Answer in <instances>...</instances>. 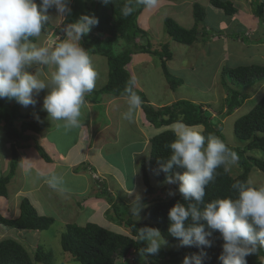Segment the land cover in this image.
Listing matches in <instances>:
<instances>
[{"label": "trees", "instance_id": "obj_1", "mask_svg": "<svg viewBox=\"0 0 264 264\" xmlns=\"http://www.w3.org/2000/svg\"><path fill=\"white\" fill-rule=\"evenodd\" d=\"M210 2L215 8L223 10L227 16L231 17L237 12L231 1L211 0ZM126 4L134 9L128 16H124L121 11ZM252 4H254L253 1ZM69 6L72 11L67 16L66 24L74 22L82 14H94L98 18L99 24L93 27L88 35L83 38L82 46L87 50L89 56L105 57L109 68L106 85L99 90L86 94L85 102L90 100L91 103H98L99 98L104 95L127 97L125 89L130 81H134V91L143 101L141 108L146 123L155 129H161L172 126L174 122L182 118L183 123L187 125H202L203 134L206 137L209 134L218 137L238 157L237 167L235 166L233 170L229 168V165H222L216 170L214 181L210 182L205 189V202L217 198H236L237 192L232 188V185L237 181L256 186L250 183V175L253 169H258L264 173V94L251 111L237 119L234 126L237 145L230 144L223 133V124L214 123L212 114L204 109L202 104L183 99L166 106L155 107L144 91L136 87V81L127 67L132 62L134 55L138 54H150L160 59L164 77L173 91L184 83L181 78L173 75L168 68V62L173 59V53L169 46L165 45L160 49H154L149 40L148 32L139 25V19L146 9L143 5H137L135 0H112V3L107 5L102 0H70ZM193 12L195 24L191 28L183 27L171 18L164 20L165 31L173 41L192 46L198 40L200 33L207 31L205 27L206 8L200 3H195ZM254 13L260 22L263 21L264 3L256 5ZM201 26L203 31H201ZM44 31L45 33L48 32L47 29ZM29 40L35 41L34 37L29 38ZM228 77L235 84L241 85L264 82V66L242 65L236 68L223 69L222 85L227 89L228 94L220 112L222 118L231 116L246 103L245 101L251 98V96L240 91L231 90ZM224 108L225 111L223 112ZM37 116L39 120H37ZM46 118L47 113L45 111L40 114L23 115L15 100L0 99V129L13 142L9 172L0 177V197H8V186L15 178L20 163L18 150L31 147L30 141L33 142V147L37 149L46 162H52L51 157L39 141L25 134L27 131L35 134L41 133L43 129L49 126V123L45 122ZM19 124L20 126H18ZM174 139L173 129H166L157 133L150 139L149 157L142 159L141 170L146 186V196L141 199L143 207L140 215L143 216V220L137 221L131 215L135 202L129 205L122 198H118L116 202H112L113 205L106 212V217L109 221L123 226L129 233H116L93 223L84 226L67 224L65 232L60 235L63 257H68L65 256L67 254L69 258H73L75 263L80 264H122L124 259L131 257L141 264H182L185 255L198 251L194 247H180L179 241L168 235L167 231L169 209L177 201H184L180 193L171 196L168 194L169 191L175 193L177 185L165 184L163 182L164 174L157 175L156 169L158 159L166 160L169 158L170 150L167 145ZM226 168L227 170H225ZM176 171L182 170L176 169ZM153 179L163 184L161 189L152 185ZM105 184L102 180L97 181L99 198L111 196V194H107L109 191ZM54 222L52 217L40 215L27 197L21 200L18 218H6L0 214V225L20 231L43 232L48 230ZM144 226L158 228L167 240V244L173 246L161 248L158 254L145 257L140 249L146 245L136 239L138 229ZM211 239L213 241L212 247L204 249L207 253L204 264H219L217 257L222 251L223 240L218 232H213ZM246 261L247 264H264V248H259L256 253L248 255ZM55 263L58 264L60 261H57L54 251L46 250L40 245L37 246L32 255L26 246L17 240L4 239L0 241V264ZM61 264L65 263L62 262Z\"/></svg>", "mask_w": 264, "mask_h": 264}, {"label": "clouds", "instance_id": "obj_2", "mask_svg": "<svg viewBox=\"0 0 264 264\" xmlns=\"http://www.w3.org/2000/svg\"><path fill=\"white\" fill-rule=\"evenodd\" d=\"M102 2L107 5L112 0ZM135 2L146 9L158 4V0ZM69 5L70 0H39V3L37 0H0V99L15 100L24 107L35 106L37 97L46 90L42 110L49 120L63 122L66 130L80 126L85 95L96 86L98 73L80 42L99 20L94 14L80 15L65 25L66 39L51 48L38 46L29 38L41 35L49 23L50 9H55L57 17L63 20L71 14ZM133 10L126 4L121 11L128 16ZM34 65L39 67L28 71ZM49 65H55V71L50 77L41 78L43 66ZM134 84L130 81L125 89L128 109L122 118L129 122L143 103L134 91ZM172 129L175 139L167 145L170 156L157 160L156 174H164L165 184L177 185L184 201H177L168 211V235L178 240L180 247L198 249L185 255L182 264H204L207 256L204 249L212 247L213 232H218L223 240L217 257L219 264H247L248 255L264 248V186L237 181L232 185L236 198L205 202V189L214 181L216 170L236 163L238 157L218 137L212 134L206 137L202 125H187L181 118L174 122ZM45 182L50 188L60 190L63 177L51 174L45 177ZM168 194L175 195L172 191ZM142 207L137 197L131 210L135 220L139 219ZM136 239L146 245L140 249L145 257L158 254L167 244L160 230L151 226L139 228Z\"/></svg>", "mask_w": 264, "mask_h": 264}, {"label": "crops", "instance_id": "obj_3", "mask_svg": "<svg viewBox=\"0 0 264 264\" xmlns=\"http://www.w3.org/2000/svg\"><path fill=\"white\" fill-rule=\"evenodd\" d=\"M210 1L211 0H206V3H200V1L198 2L197 0L195 3H200L201 5L208 7V5L211 4ZM222 1L233 2V4L237 9V12L235 13V15L230 17L225 15L223 10L217 9L214 6H212V4L211 6L213 8H210L211 10L206 9L207 17L205 21V27L207 31L205 33L203 32L200 33L198 40L195 42L197 43L199 41L200 43L198 45L205 47L204 49H206L205 52L206 55L209 54V51L215 48H220L221 51L224 53L227 52L226 50L228 49V44L231 38H234L236 42H240V41L243 42L245 38L250 39L251 37V39L257 40V44L264 45V28H263L264 14H263V21L260 22L259 18L256 17L253 8L251 7L252 4L251 0H242L244 4L237 3L239 0H222ZM195 3H192L193 7ZM262 3H264V0H262ZM155 8L145 9L140 17L141 20L139 19V21H143L145 17L147 18L152 16L156 12ZM52 11L55 12V10H49L50 13ZM55 15H56L55 22L57 26L53 29L51 25L50 26L48 25L47 28L48 32L46 33L47 34L46 36L48 37L43 38L44 43H46L47 38L53 39L56 33H58V36L57 35L56 36L59 37V34L62 33V28H64V25L66 24L65 22L67 16L63 20H61L59 17H57L56 12ZM148 21L149 19H147V25L144 22V24L147 26V29L149 28ZM187 21L191 23L190 26L193 27V25L195 24L193 10L191 11L190 16H188V19L184 22ZM180 25L186 28H191L190 26H185L184 24H180ZM262 28H263V34L261 36H258L257 38L256 34L259 33V31ZM201 31H203L202 26H201ZM246 33L247 34L249 33V35H246ZM208 42L212 43V45L209 44ZM92 57L95 58L102 56L99 55L90 56V58ZM154 57L155 56L150 54H138V56L135 55L133 57L132 62L127 67V69L134 74L133 78L136 81V87L144 92H146L145 86H148L147 81L152 71L150 65L153 63ZM102 58L106 59L105 57ZM223 61L224 59H221L219 61L218 69H220V67L222 66ZM228 62H230V60H228ZM107 64L108 63L106 62L105 65L104 64L102 65V68L104 66L103 70L101 66H99L98 64L96 65L93 64L95 70L96 69L100 70L97 71L98 76H97L96 86L93 91L99 90L106 85L108 81V76L106 74H109V70H107ZM159 65L161 66L160 59H159ZM99 67L101 69H99ZM224 68L226 67H223L222 71ZM49 70L50 69L47 66H45L41 76L43 78L50 77L51 74L55 71V67H53L51 73H49ZM145 70H148L149 73ZM28 71L32 72V68H29ZM172 74L174 75V73ZM140 76L143 77L140 78ZM45 94L46 92L44 93L41 92V95H45ZM38 102H40V99H38ZM150 102L153 103V101ZM173 102H176V99L174 100L170 99L169 101H167V103H161V101L154 102L157 105H155L154 103L153 105L155 107H162L172 104ZM40 103L42 104L43 101ZM18 105L20 112L23 115H28V114L34 115L44 112L42 110V107L39 111H33L32 108L29 106L24 107L19 103ZM96 106L104 107L105 114L107 116V119L109 120V122L103 126V129L102 126H100L99 122L96 121L98 116L96 110H94L95 109L94 107ZM127 109H128L127 97H111L108 95H104L101 98H99L98 103H91L90 100H87L81 109L82 115L80 117V126L76 127L75 129L73 128L75 130L74 134L76 139L73 141L70 140V136H69L70 130H66L63 127V122L52 121L49 120L48 118L45 119V122L49 123V126L43 129L41 133L35 134L31 131L25 132L26 135L32 136L33 138L39 141V143L46 149L47 153L51 157L52 162H46L45 160H43V158L40 156L38 151L35 148H33L32 141L29 142L31 143V145L29 144L31 147L22 148L18 150V154L20 157V161H19L20 166L19 169H17L18 171L16 172L18 173L16 174L19 175L20 179L15 182L14 200L12 201V199H9V196L7 198L0 197V201H2L3 206H5V208L6 207L9 208V212H10L9 214L11 217L9 216L8 217L9 218L13 217V219H16L20 216L21 200L22 198L27 197L30 199L31 203L36 208L38 213L42 216L52 217V214L44 213L45 207L47 206H51L53 208L59 207L60 216H62V214H65V216L69 215V218H66V221L67 219H75L73 223H68V224L79 223V220L78 218L76 219V216L78 214V217L81 218V216L84 213L87 216V218L83 219V221L80 220L81 226H84L88 223H93V224L98 223L97 225L101 224L102 226L101 225L99 226L104 227L103 224H105L106 220L108 219L107 218L104 219L102 215L106 214L108 209L105 208L106 204L104 203V201H106V196H104L103 198L102 197L99 198V193L97 191V181L98 180L104 181L108 189L107 181L109 180L111 184H113L112 180L113 181L117 180L114 173L115 174L119 173L122 181L126 182L128 185V182L126 181V179L128 178L126 171L123 170L122 167H120V165L117 166L114 163L110 162L107 156L109 151H107V153L105 151L106 150L105 148L108 145H111V147H115L119 142L120 138L122 137L121 132L123 130V126L127 124V120L122 118V114L126 112ZM139 116L141 117L144 116L141 106L135 111L133 125L136 130L135 140L138 144L140 142L142 148L140 147L141 149L139 150L138 147L137 149L133 150L131 152V155L136 163L137 178L139 179L140 176L143 179V173L141 170L142 159L146 155L147 147H150L148 145V142H150V139L156 134H154L149 140L147 139L145 133L139 127L138 124ZM18 126H20V124ZM3 136H6V134L3 132L2 129H0V141ZM121 155L122 154H120V156ZM137 162H139L140 165ZM137 165L139 166L138 168H140V172L137 168ZM123 168H127V167H123ZM8 169L9 167L6 168V170ZM127 170H128L127 171L128 174L130 175L129 182H131V186L130 188H128L124 185L123 187L124 191L122 192H124V194H131L134 191L133 182L135 180L133 176V172H134L133 165L131 164L130 168H127ZM90 172L91 173L95 172L94 173L95 175H100V176L98 177L96 176V178L94 179L90 175ZM51 174L62 175L63 184L60 186V190H54L50 188L48 184L45 182V177ZM138 179L136 180V182L138 181ZM22 180L24 181L29 180L31 182V185L28 189L24 187ZM13 181L15 180H12L10 184H12ZM114 187H116V185H114ZM118 189L121 192L122 189L120 188ZM145 191H146V186H145ZM107 194L110 195L109 192ZM113 195L116 198H118L116 195L119 194L116 195L113 194ZM76 200H79L81 202H78L77 204ZM133 202L131 203L126 202V203L130 205ZM61 219L62 221H64V217H62ZM141 220H143V218H141ZM107 224L115 228V229L110 228L111 231L120 234H128L124 230H122L120 226H115L109 222H107ZM17 231L19 233L21 232L20 237L23 236L24 240L27 239L30 245L33 244L31 238H29L26 234H24V231H20V230ZM34 244H36V242Z\"/></svg>", "mask_w": 264, "mask_h": 264}, {"label": "rangeland", "instance_id": "obj_4", "mask_svg": "<svg viewBox=\"0 0 264 264\" xmlns=\"http://www.w3.org/2000/svg\"><path fill=\"white\" fill-rule=\"evenodd\" d=\"M196 1L197 0H158V4H157L158 6H156L157 8H155L156 12L150 17H147V18L145 17L143 21H139V25L141 26V28H144L145 30H147L149 40L154 49H160L162 46H165V45L169 46L170 51L173 53V59L171 60V62L167 64L168 68L171 73H174V75L181 78L184 82L183 85L177 88V90L173 91L172 89H170L164 77L163 70L161 66L159 65V58L154 57L153 58L154 61L150 65V67L152 68V71L147 81L148 86H145L146 92L144 93L147 95L150 101H153V103L158 102V101H161V103H167V101H169L170 99H173V100L176 99V101L184 99V100H189V101H192L198 104L199 103L202 104L204 106V109L208 110L212 114V120L214 123L223 124V133L227 139V142L233 145H237L235 143V141L237 142V140L234 134L235 123L237 119H239L240 117L244 116L249 111H251L254 105L258 102L259 98L264 94V82H253L250 85H241L238 83L235 84L233 81L230 80V77H228V83H229V87L231 88V90L240 91L243 94H247L251 96V98L245 101L246 103L241 108L237 109L231 116L222 118L220 112L223 108V105L225 104V100L228 94L227 89H225V87L222 85V82H223L222 68L223 67L234 68L239 65H245V64L264 66V45L257 44V40L251 39V37L250 39L245 38L243 42L241 41L236 42L234 38H231L228 44V49L226 50L227 52L224 53L221 51L220 48H215L209 51V54L206 55L205 53L206 49H204L205 47L198 45L200 43L199 41L193 44L192 46L182 45V44H179L173 41L167 35L165 31L164 20L167 17V18H171L175 20L179 24L190 26L191 23H189L188 21L187 22H184V21L188 19V16H190L191 11L194 8L192 6V3H195ZM199 1L200 3H206V0H198V2ZM252 1L254 2V4H251V7L253 8L255 12L256 5L261 4L262 0H251V3ZM37 2L39 3V0H37ZM237 3L244 4L242 0H239ZM205 8L207 10H211L210 8H213V7L211 6V4H209L208 7H205ZM50 10H55V9H50ZM157 10H158V13H157ZM49 16H50V20H49L48 25L49 26L51 25L54 29L57 26L55 22V17H56L55 12L54 11H52L51 13L49 12ZM147 19H149L148 29L146 26ZM144 22L146 25L144 24ZM48 25H46L44 29H47ZM263 28L259 31V33L256 34L257 38L258 36H261L263 34ZM44 29L42 30L41 35L39 37H34L35 41L32 43H35L38 46H48L51 48V47L56 46L58 43L62 42L64 39H66V34L63 31L64 28H62V33L59 34V37H57L58 33H56L57 36L55 35L53 39L47 38L46 43H44L43 38L48 37L46 36L47 34L45 33ZM246 35H249V33L248 34L246 33ZM80 43L82 44V41ZM208 43L212 45V43L210 42ZM221 59H224V61L220 69H218V64ZM91 60H92V64H95V65L98 64L99 66H101V68H102V65L103 64L105 65L107 62L106 59L102 57H95V58L92 57ZM228 60H230V62H228ZM37 67L39 66L34 65L32 68V72L35 71ZM47 67L50 69L49 73H51L55 65H49ZM101 68L99 67V69ZM107 70H109L108 64H107ZM96 71H100V70L96 69ZM145 71L148 72V70H145ZM130 73L132 74V76H134V74L131 71ZM106 75L108 76V74ZM141 77L143 76H140V78ZM41 78L43 77L41 76ZM44 92H46V90L42 91V93ZM43 97L44 95H41L40 93L39 97H37V100L40 99V102H42ZM40 102H37L35 106H29V107H31L33 111H39L42 107V104ZM94 108H95L94 110H96V113L98 114L96 121L99 122L100 126H102V129H103V126L109 122L105 114V109L103 106L102 107L96 106ZM224 111H225V108L223 112ZM143 117L139 116L138 124H139L140 129L145 133L148 140L154 134H157L166 129H172V126L168 128L163 127L161 129H154L152 126H149L148 123H146ZM133 120L131 122L127 121V124L123 126V130L121 132L122 137L120 138L117 145L115 147H111V145H108L105 148L106 153L107 151H109L107 154L109 161L114 163L117 166L120 165V167H122V169L126 171L127 177H128L126 179V181L128 182V185L126 182L122 181L119 173H116V174L114 173V175L116 176L119 182L117 180H114V181L112 180L113 184L116 185V187H114V185L111 184L109 180L107 181L108 190L111 196L109 198L108 196H106V201H104V203L106 204L105 205L106 209L111 208V206L113 205L112 202H116L118 198H122L125 202L131 203L135 201L137 197H139L141 200L146 196L145 184L143 182V179L140 176H139V179L137 178L136 163L131 155V152L133 150L137 149L138 147H139V150L142 148V145L140 144V142L138 144L135 140L136 130L133 125ZM74 129L70 130L69 132L71 141L76 140ZM12 144L13 142L9 140V138L6 136H3L0 141V177L3 175H7V173L9 172V169L6 170V168L7 167L10 168L9 165L12 160V154H11ZM148 145L150 146V142H148ZM256 153L259 154L258 152ZM120 154L122 155L120 156ZM149 154H150V147H147V152L144 158H148ZM137 163L140 165L139 162ZM236 163L230 164L229 168L233 170L236 166ZM131 164L133 165V169H134V172H133V176L135 179L133 182L134 191L131 194H124V192H122L124 191L123 189L124 185L128 188H130L131 186V182H129L130 175L127 172L128 171L127 168H130ZM19 166H18V169H19ZM123 167H127V168H123ZM138 167L139 166L137 165V168ZM138 170L140 172V168H138ZM94 173L95 172H92V173L90 172V175L92 176V178L95 179L96 176L97 177L100 176V175H95ZM19 179H20L19 175L16 174L15 178L13 179L15 181H13V183L10 184V186H8V196H9V199H12V201L14 200V195H15V182L18 181ZM137 179L138 181L136 182ZM22 182L26 189H28L31 185V182L29 180L27 181L22 180ZM250 183L258 187L264 186V173H262L258 169H253L250 175ZM152 185L157 189H161L163 184L153 179ZM118 188L122 189L121 192ZM178 193L179 192L177 188L175 190V194H178ZM113 194L115 195L119 194V195H116L118 198H116ZM76 202L78 204V202H81V201L76 200ZM7 208L8 207L5 208V206H3L2 204V201H0V214L6 218L8 216L11 217L9 214L10 213L9 208L8 209ZM59 209H60L59 207H55V208L51 206L45 207L44 213L52 214V218L55 220L54 224L48 230L43 231V232H39V231L35 232V231H30V230L24 231V234H26L29 238H31L33 242L32 245L29 244L27 239L24 240L23 236L20 237L21 232L19 233L16 229H11L8 227H4L2 225H0V241L4 239L17 240L20 243H22L24 246H26V248L30 251L32 255L35 253L37 246L40 245L44 247L46 250L54 251V253L57 256V261H60V263L58 264H61L62 262H64L65 264L67 263L80 264V263H75L72 260L73 258L71 257L69 258V255L67 254L65 255L68 257H63L64 255H62L63 253H62V248H61V242H60L61 236L60 235L62 232H65L66 224L73 223L75 219H67L66 221V218H69V215L65 216V214H62V216H60ZM141 212L142 210H140L139 212L138 220H141L142 218V215H140L142 214ZM102 216L104 217V219L106 218L105 214H103ZM62 217H64V221H62L61 219ZM77 218L79 220V223L77 224L80 225L81 223L80 220L83 221V219H86L87 216L83 213V215L80 218L78 217V214H77L76 219ZM107 222L109 221L106 220L105 224H103L104 228L115 229L114 227H111L109 224H107ZM35 242L36 244H34ZM172 246H173L172 244H166L162 248H167V247H172ZM139 263L140 262H137L136 260H134L133 257L128 258L127 261L125 260L122 261V264H139Z\"/></svg>", "mask_w": 264, "mask_h": 264}]
</instances>
